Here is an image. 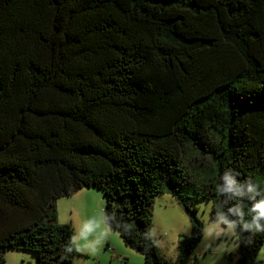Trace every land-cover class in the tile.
Wrapping results in <instances>:
<instances>
[{
    "label": "trees",
    "instance_id": "trees-1",
    "mask_svg": "<svg viewBox=\"0 0 264 264\" xmlns=\"http://www.w3.org/2000/svg\"><path fill=\"white\" fill-rule=\"evenodd\" d=\"M83 188L142 264H189L202 199L238 264H263L264 0H0V264L86 256L57 212ZM159 193L192 221L174 262L151 234Z\"/></svg>",
    "mask_w": 264,
    "mask_h": 264
},
{
    "label": "rangeland",
    "instance_id": "rangeland-1",
    "mask_svg": "<svg viewBox=\"0 0 264 264\" xmlns=\"http://www.w3.org/2000/svg\"><path fill=\"white\" fill-rule=\"evenodd\" d=\"M83 190L87 196L76 192L73 196L59 198L57 202L59 223L73 225L76 246L86 255H78L74 264H142L144 256L126 245L121 234L108 226L104 191L100 188ZM197 206L204 232L189 264H238L241 246L234 225L213 217L210 200L202 199ZM192 233L191 217L177 197L171 193L157 194L151 234L156 237L160 252L170 261H176ZM16 252L26 256L25 260L17 258V264H39L36 252ZM258 258L264 264V244ZM6 264H9L8 259Z\"/></svg>",
    "mask_w": 264,
    "mask_h": 264
},
{
    "label": "clouds",
    "instance_id": "clouds-1",
    "mask_svg": "<svg viewBox=\"0 0 264 264\" xmlns=\"http://www.w3.org/2000/svg\"><path fill=\"white\" fill-rule=\"evenodd\" d=\"M254 210L256 211V216L253 218V224L255 228L259 231H264V199L257 201L254 205ZM248 227L249 225H245Z\"/></svg>",
    "mask_w": 264,
    "mask_h": 264
},
{
    "label": "crops",
    "instance_id": "crops-1",
    "mask_svg": "<svg viewBox=\"0 0 264 264\" xmlns=\"http://www.w3.org/2000/svg\"><path fill=\"white\" fill-rule=\"evenodd\" d=\"M83 189H85V188H83ZM83 189H80V190H78L77 192L81 193V194L84 195V196H87L86 190H83ZM75 193H76V192H75ZM75 193H74V194H75ZM74 194H73V195H74ZM73 195H72V196H73ZM84 200H85V199H84ZM89 225H91V224H89ZM74 238H75V237H74ZM79 251L82 252L81 249H79ZM18 253H19V254H18ZM17 258H19V259H21V260H25L24 258H26V256H25L24 253L16 252V251H14V250L8 252V262H9V264H17V262H16V259H17Z\"/></svg>",
    "mask_w": 264,
    "mask_h": 264
},
{
    "label": "water",
    "instance_id": "water-1",
    "mask_svg": "<svg viewBox=\"0 0 264 264\" xmlns=\"http://www.w3.org/2000/svg\"><path fill=\"white\" fill-rule=\"evenodd\" d=\"M241 233H242V235H245L246 234V231H242Z\"/></svg>",
    "mask_w": 264,
    "mask_h": 264
}]
</instances>
